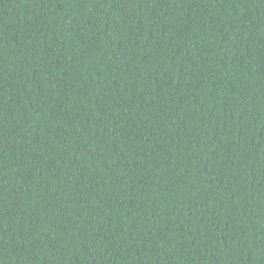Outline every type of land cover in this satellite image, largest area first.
Instances as JSON below:
<instances>
[{
	"label": "trees",
	"instance_id": "obj_1",
	"mask_svg": "<svg viewBox=\"0 0 264 264\" xmlns=\"http://www.w3.org/2000/svg\"><path fill=\"white\" fill-rule=\"evenodd\" d=\"M0 264H264V0H0Z\"/></svg>",
	"mask_w": 264,
	"mask_h": 264
}]
</instances>
